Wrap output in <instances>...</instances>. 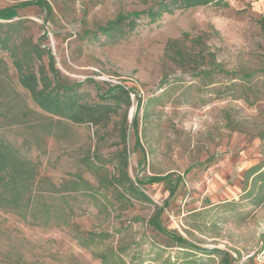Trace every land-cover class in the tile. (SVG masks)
<instances>
[{"label": "rangeland", "instance_id": "rangeland-1", "mask_svg": "<svg viewBox=\"0 0 264 264\" xmlns=\"http://www.w3.org/2000/svg\"><path fill=\"white\" fill-rule=\"evenodd\" d=\"M158 2L0 0V147L37 172L32 204L0 188V264H264V0L101 35ZM22 51L84 103L124 88L131 106L106 127L44 112L19 84Z\"/></svg>", "mask_w": 264, "mask_h": 264}, {"label": "trees", "instance_id": "trees-1", "mask_svg": "<svg viewBox=\"0 0 264 264\" xmlns=\"http://www.w3.org/2000/svg\"><path fill=\"white\" fill-rule=\"evenodd\" d=\"M30 5L25 4L23 7ZM210 5L218 8L228 6L226 0H159L156 8L143 13H132L126 17L120 16L108 26L100 28L99 31L110 42H116L126 34L125 28L130 31L134 30L142 16L146 17L149 23L155 24L163 19L165 15H173L177 11ZM0 47H7L2 39H0ZM41 52L43 51L40 47L36 46L35 55L40 56ZM31 55V51H22L20 55L14 54V65L18 72L19 84L44 112L66 119L76 125L106 127L111 123L112 118L118 114L121 104H125L127 107L131 106L130 91L124 88H116L105 95H101L100 97L103 100L101 103L93 105L84 103L81 96L75 91L76 88H66L54 83L44 71L39 75L33 72L29 65L32 59ZM121 139L124 143L127 141L125 127L121 128ZM121 163L124 167H127L125 159H121ZM262 177L263 174L261 173L257 175L258 179ZM124 178H128L127 174L124 175ZM36 179L37 172L32 163L21 161L7 147H0V188L5 193L6 197L4 196V198L7 204H12L17 208H22L24 202L32 204L33 197L31 193ZM163 181L164 179H152L150 183ZM112 186H117L116 188L122 190L121 196L124 200L129 196V201L142 198L144 201L150 202V199L133 184L126 187L123 182L116 180L112 183ZM27 194H29V197L26 198ZM158 214L153 216L151 224L155 230L165 234L160 224L155 221ZM105 261L107 259L104 260V264ZM118 261L124 264L123 259L120 257Z\"/></svg>", "mask_w": 264, "mask_h": 264}]
</instances>
